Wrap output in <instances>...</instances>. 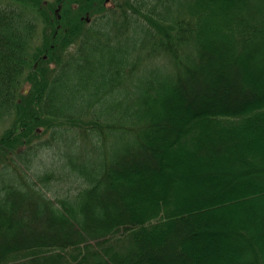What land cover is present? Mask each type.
I'll list each match as a JSON object with an SVG mask.
<instances>
[{"label":"trees","instance_id":"obj_1","mask_svg":"<svg viewBox=\"0 0 264 264\" xmlns=\"http://www.w3.org/2000/svg\"><path fill=\"white\" fill-rule=\"evenodd\" d=\"M6 122L0 264H264V0H0Z\"/></svg>","mask_w":264,"mask_h":264},{"label":"rangeland","instance_id":"obj_2","mask_svg":"<svg viewBox=\"0 0 264 264\" xmlns=\"http://www.w3.org/2000/svg\"><path fill=\"white\" fill-rule=\"evenodd\" d=\"M46 2H54L55 0H45ZM11 122L1 123L0 124V136L3 135V133L7 130ZM47 139L49 138V135L45 136ZM113 139V138H110ZM60 159V154L58 150H45L43 151L40 156L37 159V162L35 164V171L41 172L43 170H52L55 169V166L53 165L56 160ZM53 163V164H52ZM194 195H198V193H195Z\"/></svg>","mask_w":264,"mask_h":264}]
</instances>
